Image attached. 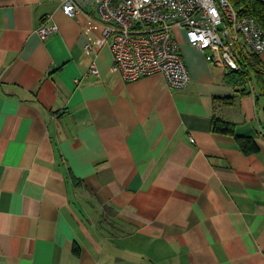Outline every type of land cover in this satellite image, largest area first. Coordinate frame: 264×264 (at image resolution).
Instances as JSON below:
<instances>
[{
  "label": "crops",
  "instance_id": "1",
  "mask_svg": "<svg viewBox=\"0 0 264 264\" xmlns=\"http://www.w3.org/2000/svg\"><path fill=\"white\" fill-rule=\"evenodd\" d=\"M85 11L94 20L60 0H0V264H264L255 79L244 92L177 29L190 86L126 82ZM48 17L59 30L43 40Z\"/></svg>",
  "mask_w": 264,
  "mask_h": 264
},
{
  "label": "built area",
  "instance_id": "2",
  "mask_svg": "<svg viewBox=\"0 0 264 264\" xmlns=\"http://www.w3.org/2000/svg\"><path fill=\"white\" fill-rule=\"evenodd\" d=\"M89 6L104 37L112 40L111 70L126 82L162 74L172 88L190 86V71L174 34L177 29L184 30L189 44L206 52L207 61L226 74L241 70L242 55L264 52V31L253 18L241 16L229 0H60L62 12L71 19L84 13L94 20L85 11ZM49 21L50 17L37 31L43 40L59 30ZM85 51L90 55L95 50L87 44ZM98 73L93 63L88 75ZM252 95L257 96L254 89Z\"/></svg>",
  "mask_w": 264,
  "mask_h": 264
},
{
  "label": "trees",
  "instance_id": "3",
  "mask_svg": "<svg viewBox=\"0 0 264 264\" xmlns=\"http://www.w3.org/2000/svg\"><path fill=\"white\" fill-rule=\"evenodd\" d=\"M235 10L243 17H251L256 20L258 26L264 31V3L259 0H229ZM241 70L229 74L230 83L237 84L238 87L248 90V85L254 78L256 83L257 96L264 95V66L259 56L255 54L242 55L239 62ZM249 93V92H247ZM252 95V92H250ZM212 131L215 134L232 136L239 148L246 154H252L259 151L256 141L250 137H239L235 134V125L221 118H214Z\"/></svg>",
  "mask_w": 264,
  "mask_h": 264
},
{
  "label": "rangeland",
  "instance_id": "4",
  "mask_svg": "<svg viewBox=\"0 0 264 264\" xmlns=\"http://www.w3.org/2000/svg\"><path fill=\"white\" fill-rule=\"evenodd\" d=\"M94 8L93 7H88V11H92Z\"/></svg>",
  "mask_w": 264,
  "mask_h": 264
}]
</instances>
